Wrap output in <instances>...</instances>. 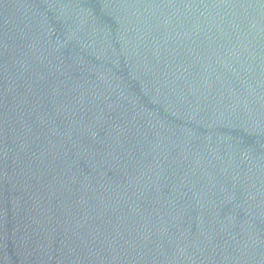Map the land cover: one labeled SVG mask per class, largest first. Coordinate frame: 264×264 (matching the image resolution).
I'll return each instance as SVG.
<instances>
[{
  "label": "water",
  "instance_id": "95a60500",
  "mask_svg": "<svg viewBox=\"0 0 264 264\" xmlns=\"http://www.w3.org/2000/svg\"><path fill=\"white\" fill-rule=\"evenodd\" d=\"M0 264H264V0H0Z\"/></svg>",
  "mask_w": 264,
  "mask_h": 264
}]
</instances>
